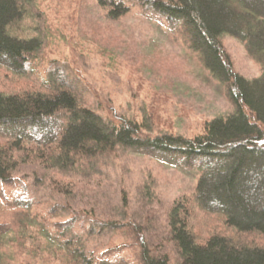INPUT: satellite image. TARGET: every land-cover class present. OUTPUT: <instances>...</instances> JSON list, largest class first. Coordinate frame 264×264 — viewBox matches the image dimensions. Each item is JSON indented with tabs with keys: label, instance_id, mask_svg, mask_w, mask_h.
Here are the masks:
<instances>
[{
	"label": "trees",
	"instance_id": "16d2710c",
	"mask_svg": "<svg viewBox=\"0 0 264 264\" xmlns=\"http://www.w3.org/2000/svg\"><path fill=\"white\" fill-rule=\"evenodd\" d=\"M37 1L0 0V264H264V0H93L110 21L136 6L178 30L205 80L223 88L231 110L189 137L152 134L136 116L94 103L75 70L44 47L65 0ZM225 35L243 43L258 76L233 69ZM9 74L38 89L10 85ZM119 152L192 177L191 193L160 222L148 176L103 214L65 201L68 190L45 173L22 170L37 163L65 176L108 175Z\"/></svg>",
	"mask_w": 264,
	"mask_h": 264
},
{
	"label": "rangeland",
	"instance_id": "374dc122",
	"mask_svg": "<svg viewBox=\"0 0 264 264\" xmlns=\"http://www.w3.org/2000/svg\"><path fill=\"white\" fill-rule=\"evenodd\" d=\"M43 6L41 3L40 8ZM61 17L57 25H51L52 39L44 45L47 56L63 63L67 70H75L87 86V94L94 103L99 100L105 112L136 116L152 134L189 137L201 131L205 120L231 110L223 88L212 79L205 80L198 59L183 44L178 30H169L138 7L110 21L93 0H65ZM222 44L236 72L246 78L259 75L258 63L240 40L225 35ZM9 80L10 85L15 83L22 89H38L23 77L10 76ZM22 170L31 175L45 173L47 183L53 179L59 182L58 188L68 190L67 199L58 196L60 200L89 204L103 214L113 199L117 203L121 190L134 193L137 184L148 176L155 182L157 193L150 212L160 222L172 201L191 193L195 183L192 177L153 160L120 152L115 166L105 169L108 175L65 176L37 163ZM45 193V187L39 188V197L44 198ZM133 208L139 212L145 206L138 202Z\"/></svg>",
	"mask_w": 264,
	"mask_h": 264
}]
</instances>
